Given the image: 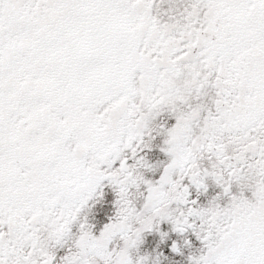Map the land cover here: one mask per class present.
Here are the masks:
<instances>
[{
  "label": "snow or ice",
  "instance_id": "1",
  "mask_svg": "<svg viewBox=\"0 0 264 264\" xmlns=\"http://www.w3.org/2000/svg\"><path fill=\"white\" fill-rule=\"evenodd\" d=\"M0 264H264V0H0Z\"/></svg>",
  "mask_w": 264,
  "mask_h": 264
}]
</instances>
